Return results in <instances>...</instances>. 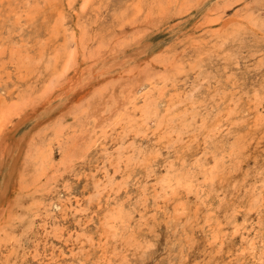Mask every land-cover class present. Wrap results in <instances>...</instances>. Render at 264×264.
<instances>
[{
  "label": "rangeland",
  "instance_id": "1",
  "mask_svg": "<svg viewBox=\"0 0 264 264\" xmlns=\"http://www.w3.org/2000/svg\"><path fill=\"white\" fill-rule=\"evenodd\" d=\"M0 264H264V0H0Z\"/></svg>",
  "mask_w": 264,
  "mask_h": 264
},
{
  "label": "bare ground",
  "instance_id": "2",
  "mask_svg": "<svg viewBox=\"0 0 264 264\" xmlns=\"http://www.w3.org/2000/svg\"><path fill=\"white\" fill-rule=\"evenodd\" d=\"M88 1V0H87ZM61 3V2H60ZM50 5H52V4H50ZM56 5V4H55ZM62 5V4H61ZM83 5H84V3H83ZM57 6V5H56ZM85 6H86V3H85ZM84 7V6H83ZM51 8V7H50ZM64 8V7H63ZM49 9V8H48ZM47 9V10H48ZM54 9V8H53ZM60 9H61V7H60ZM51 10V9H50ZM56 10V9H55ZM59 10V9H58ZM57 10V11H58ZM66 10V9H65ZM45 11V10H44ZM48 12V11H47ZM62 12H64V11H62ZM61 12V13H62ZM46 13V12H45ZM58 13V12H57ZM50 14V13H49ZM55 15V14H54ZM58 15V14H57ZM56 15V16H57ZM64 15H66V14H64ZM59 16H61V15H59ZM63 16V15H62ZM55 17V16H54ZM66 18V17H65ZM47 19V18H46ZM60 19H62V18H60ZM53 22V21H52ZM2 23V22H1ZM44 23V22H43ZM49 23V22H48ZM54 23V22H53ZM47 25V24H46ZM48 27V26H47ZM50 28V27H49ZM7 30V29H6ZM3 32V31H2ZM6 32V31H5ZM83 32V31H82ZM81 34V33H80ZM5 37V36H4ZM4 40V39H3ZM6 41V40H5ZM4 41V42H5ZM3 46V45H2ZM3 125V124H2ZM49 159V158H48ZM44 162V161H43ZM23 184V183H22ZM12 205V204H11ZM5 207V206H4ZM108 236V234L107 233H104L103 234V239H104V237H107ZM253 237H254V235H253ZM106 240V239H105ZM95 247H96V249H99V251H102V253L104 254L103 255V257H105V258H108L109 257V254H110V252H111V248H110V246H109V244H107V243H105V242H102V241H100V243H98V246H96L95 245ZM81 258V257H80Z\"/></svg>",
  "mask_w": 264,
  "mask_h": 264
}]
</instances>
